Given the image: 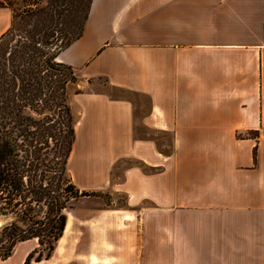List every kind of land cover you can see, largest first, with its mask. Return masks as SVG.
<instances>
[{
    "label": "crops",
    "instance_id": "0c3cea01",
    "mask_svg": "<svg viewBox=\"0 0 264 264\" xmlns=\"http://www.w3.org/2000/svg\"><path fill=\"white\" fill-rule=\"evenodd\" d=\"M13 16L0 7V37ZM263 31L264 0H92L57 57L79 78L67 166L77 188L125 194L129 208L71 207L65 263L255 264L254 232L180 230L191 216L176 213L252 205L249 183L261 203L254 155L249 169L230 163L250 150L237 131L264 125ZM23 243L19 264L38 246Z\"/></svg>",
    "mask_w": 264,
    "mask_h": 264
},
{
    "label": "trees",
    "instance_id": "16d2710c",
    "mask_svg": "<svg viewBox=\"0 0 264 264\" xmlns=\"http://www.w3.org/2000/svg\"><path fill=\"white\" fill-rule=\"evenodd\" d=\"M23 1L0 0L14 12L0 44L19 31L0 54V214L13 218L2 227L7 247L0 259L12 256L18 242L37 238L45 252L31 251L23 263L31 264L56 250L65 210L78 197L66 166L75 132L67 89L78 77L57 57L82 36L92 0Z\"/></svg>",
    "mask_w": 264,
    "mask_h": 264
},
{
    "label": "rangeland",
    "instance_id": "374dc122",
    "mask_svg": "<svg viewBox=\"0 0 264 264\" xmlns=\"http://www.w3.org/2000/svg\"><path fill=\"white\" fill-rule=\"evenodd\" d=\"M17 6H21L25 2L23 0H16ZM17 27H19L17 25ZM264 33V31H263ZM14 34H19V31H14L13 34H10V36L5 37L2 43L0 44V54L2 55L3 52L7 45H9V48L13 45V41L11 40L12 35ZM12 42V43H10ZM78 77V76H77ZM79 81V78H78ZM77 81V82H78ZM77 82L70 83L68 86V99L70 103L71 96L76 92V88L78 85L76 84ZM71 106V105H70ZM72 110V109H71ZM73 118H74V129L76 125V115L72 112ZM259 130V137L255 138L254 133H249L250 130H240L237 131V138L236 140L239 142H242L243 144L246 145L245 150H250L248 153H243V152H237V157H236V162L230 163L231 167L237 169H242L246 168L249 169V167H253V156L254 155V161L257 160V164L260 165L262 169H264V125H262V128L258 129ZM75 136V132H74ZM158 138L160 139H166V140H171V135L168 133H158L157 135ZM260 138V139H259ZM255 139V141H254ZM247 141H249L247 143ZM74 142V140H73ZM73 145V144H72ZM72 150V149H71ZM261 150V153L259 152ZM46 153L45 151H42V154ZM71 153V152H70ZM258 155V157H257ZM51 156V154L49 155ZM70 156V155H69ZM69 158V157H68ZM68 164V160H67ZM66 164V166H67ZM254 165L256 163L254 162ZM68 170V166H67ZM68 174L70 175L69 171ZM71 176V175H70ZM72 179V177H71ZM73 182V181H72ZM249 183V182H248ZM74 184V183H73ZM75 185V184H74ZM77 188V186L75 185ZM249 192H240V197L244 196H251V200L253 201L252 205H245L240 209H236L234 211H226V210H188V211H181L177 212L176 214L178 215H189V221L190 222H184L180 223V230H191V231H208V232H222L223 231H232V232H237L240 236L243 234H246L245 232H254L256 238H255V248L256 252L254 254V263L255 264H264V184L261 186V203L259 204V197L256 196L254 199L252 198L255 194H252L251 189H250V183L248 185ZM77 193L78 197L73 198L72 201L70 202V206L66 208L65 212L67 214V211H70L71 207H77L78 204H86L84 201L85 200H90V203L87 204L88 207L90 208H101L105 205H109L111 209L118 208V207H123V208H129L127 206V198L125 194H118V195H113L109 191H96V192H91V191H82L79 188L75 190ZM83 193H86V195H82ZM244 193V194H242ZM83 200V203H81ZM248 202V201H247ZM144 207H148L149 204L145 203ZM45 208L44 205H42V210ZM141 208V207H140ZM35 209L38 210V206H35ZM139 209V208H138ZM42 215V211L35 212V217L40 218ZM230 215H236L240 217L236 221H231L228 216ZM68 217V214H67ZM13 220L11 215L5 216L0 214V253H3L6 250L7 243L2 242L1 239V231L2 227L8 223H10ZM184 226V228H183ZM71 229V223L70 227L67 230L69 233ZM77 230V229H76ZM65 231V230H64ZM78 232V231H77ZM75 233V232H74ZM64 235V233H63ZM62 235V236H63ZM33 239V238H32ZM38 242V239L35 238ZM30 240V239H28ZM26 241V240H25ZM59 241V240H58ZM56 243V246L58 247L59 244V252H56V250L53 252L50 258L53 259L49 264H57L58 261L60 264H67L65 263L67 260L71 258V255H65V244H66V237L63 238V241L61 243ZM243 242H247V245H250L251 242L248 240H242ZM28 243H23V241L18 242L16 246L14 247L13 254L6 260L0 259V264H19L20 259H21V253L22 249L27 245ZM228 245V244H226ZM229 246H231L229 244ZM45 246H42L38 242V246L35 248H38L39 250H43L45 252ZM56 247V249H57ZM34 248V249H35ZM32 249V251L34 250ZM79 249H82V247ZM31 252V251H30ZM29 252V253H30ZM28 253V254H29ZM57 253V254H56ZM27 254V255H28ZM37 254H35L36 256ZM27 257V256H26ZM49 258V259H50ZM79 258V257H78ZM26 259V258H25ZM44 260V259H43ZM25 261V260H24ZM84 261H87V257L84 256ZM32 262V261H31ZM91 262H96L95 258H91ZM24 263V262H23ZM75 264H84L81 261L75 262ZM93 264V263H91Z\"/></svg>",
    "mask_w": 264,
    "mask_h": 264
},
{
    "label": "bare ground",
    "instance_id": "6f19581e",
    "mask_svg": "<svg viewBox=\"0 0 264 264\" xmlns=\"http://www.w3.org/2000/svg\"><path fill=\"white\" fill-rule=\"evenodd\" d=\"M70 227V221L68 220L67 226H66V230H68Z\"/></svg>",
    "mask_w": 264,
    "mask_h": 264
}]
</instances>
